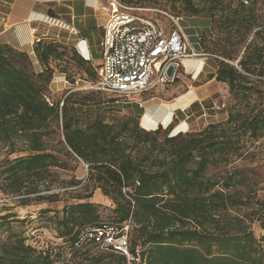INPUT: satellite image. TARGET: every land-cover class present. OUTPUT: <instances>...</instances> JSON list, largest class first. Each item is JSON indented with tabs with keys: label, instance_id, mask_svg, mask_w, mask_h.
<instances>
[{
	"label": "trees",
	"instance_id": "16d2710c",
	"mask_svg": "<svg viewBox=\"0 0 264 264\" xmlns=\"http://www.w3.org/2000/svg\"><path fill=\"white\" fill-rule=\"evenodd\" d=\"M259 1L223 6L221 0H211L204 10L193 0H172L192 18L208 20L210 28L214 24L217 44L243 49L235 65L224 49L209 76L227 87L234 102L226 119L198 132L170 136L161 127L146 131L135 114L106 121L100 114L112 108H95L114 101H92L93 94L105 95L96 91L81 102L72 101L68 92L62 106L49 105L45 92L53 74L50 64L62 61L66 46L35 41V71L29 54L0 45V193L17 198L21 206L55 203L63 193L75 194L77 202L55 211L49 220L56 237L77 252L86 240L95 243L98 231L125 235L132 258L108 252L71 264H264V235L257 239L251 229L252 206L259 202L257 184L249 170L235 166L264 141V19L258 21L256 15ZM121 3L148 6L141 0ZM71 51L79 63L92 66ZM84 114L96 116L86 120ZM66 160L87 166L88 178L80 188L92 184L112 202L109 223L102 221L95 204L85 202L91 194L72 190L79 182L60 180L57 171L66 169ZM10 217L0 216V232L6 234L0 239V264L60 261L13 234Z\"/></svg>",
	"mask_w": 264,
	"mask_h": 264
},
{
	"label": "rangeland",
	"instance_id": "374dc122",
	"mask_svg": "<svg viewBox=\"0 0 264 264\" xmlns=\"http://www.w3.org/2000/svg\"><path fill=\"white\" fill-rule=\"evenodd\" d=\"M18 1L23 4H29L30 6L33 5L34 13L40 14L37 17L41 20V23H39L40 27L35 36L39 37L41 34H46L47 38H50V40H46L47 42L55 41L61 45L64 44L67 48V54L62 61H55L50 64L53 69V74L45 92L46 99L52 104H58L59 107L68 92H72L71 94H73L72 101L81 102L86 100V94H91L92 92L88 88L95 82L93 66L94 64L97 66L100 65L101 48L99 44L102 39V31L93 28L89 35L94 64L91 66V64L79 63L76 59L77 57L73 56L71 49L80 53L79 44L81 42L76 41L77 37L64 24H58L59 21L55 20V9H45L46 7L53 8L55 5H60L64 2H61V0ZM95 1L106 7L103 11L107 15L108 0ZM118 1L121 2V0ZM235 1L221 0L223 6H227L228 3ZM193 2L196 6L204 8V10L208 9L211 4V0H193ZM141 3L148 5L143 8H153L154 6L158 7L159 10L168 12L170 15L181 17L182 20L179 22V27L182 29L189 47L196 52H202L208 55L207 57L187 60H194L196 62L203 60L206 62V65L202 73L197 75L198 70L194 71L193 67L185 68L181 63L182 67L179 68L177 76L172 83H168L164 87H158L150 92L136 95L129 100L107 94H93L90 97L92 101H114L112 104L100 106L95 109L112 108V110H104L100 114L106 121L129 117L133 114L138 115V124L141 129L154 131L158 127H161L162 130L169 129L170 136L178 133L198 132L208 124L224 121L227 117L228 110L233 106L234 102L231 100L225 85L216 83L215 80H213L211 85L205 84L209 79L207 73L217 67V62L222 59L221 54L224 49L233 57L229 62L232 65H235L242 57L243 49L239 48L236 50L235 47L232 49L228 45L225 47L224 45L217 44V30L214 24L210 28V22L208 20L197 18L198 16L192 18L191 15L184 11L180 4L173 5L172 0H141ZM10 5H12V0H0V30H3L6 24L12 21L9 14ZM255 11L258 21L263 20L264 0L256 4ZM148 17L167 25L166 19L161 15L154 14ZM199 17H202V15ZM221 36L223 37V33ZM22 46V50L27 49L24 44ZM29 56L33 61L34 70L39 71L38 64L34 62L31 55ZM86 68H90V73H84ZM190 92L196 94V97L199 98L197 102L191 105H189L190 102L185 97ZM91 110L94 109L91 108ZM95 116L96 114H84L83 118L91 120ZM147 116L151 117L153 121L148 126L143 122V118ZM250 151L251 155L243 154L240 159H237L235 166L238 170H249L248 175L257 184L256 200H259V202L252 206L254 208L255 221L252 223L251 229L254 236L259 239L264 234V141L255 144V147H251ZM3 154L4 151L0 150V158H2ZM11 158H14V156ZM85 167L87 166L80 161L66 160V169L64 171L58 170L57 173L60 176V180L64 182H68L71 179L79 182L77 187L72 188V190H76L86 184L88 175ZM92 187V184H88V189H78L79 195L91 194V198L85 200V202L95 204L101 214L102 221L109 223V219L111 218L110 211L113 209L112 202L103 196L99 189H93ZM74 196L76 195L63 193L59 197L58 202L55 203L31 202L28 206H21L18 204L17 198L6 197L0 193V216H11L9 221L11 222L12 233L23 238L25 244L31 246L36 251L49 252L53 257L60 260L57 264H62L63 262L71 264L78 262L85 256L91 257L110 252L106 249V242L94 243L90 239L83 242L82 246L80 245L81 248L79 251L73 252L64 241L56 237L53 225L49 220L55 211H60L68 204L76 203L77 200L73 199ZM44 210H48V214H43ZM239 214H242V212H239ZM126 231L124 229L125 233ZM5 236L6 234L4 232H0L1 240Z\"/></svg>",
	"mask_w": 264,
	"mask_h": 264
},
{
	"label": "built area",
	"instance_id": "2783aa9c",
	"mask_svg": "<svg viewBox=\"0 0 264 264\" xmlns=\"http://www.w3.org/2000/svg\"><path fill=\"white\" fill-rule=\"evenodd\" d=\"M107 19L102 27L100 65L93 66L97 81L88 89L129 100L172 83L181 63L187 59L207 57L189 47L179 27L181 17L158 8L129 6L108 0ZM161 15L167 25L149 18ZM73 35L77 33L70 30ZM175 66L172 81L165 77L167 68ZM46 102L50 105L49 100ZM62 106V102L60 104ZM96 242H106V249L128 261L132 260L125 235L97 232Z\"/></svg>",
	"mask_w": 264,
	"mask_h": 264
},
{
	"label": "crops",
	"instance_id": "0c3cea01",
	"mask_svg": "<svg viewBox=\"0 0 264 264\" xmlns=\"http://www.w3.org/2000/svg\"><path fill=\"white\" fill-rule=\"evenodd\" d=\"M61 2H64L65 4L61 3L60 5H55L53 8L46 7L45 9H55L54 15L56 16L55 20L59 21L58 24H64L69 31L72 29L77 33L74 36L77 37V42H81L79 44V51L81 55L94 64L91 54L89 35L91 34V30L93 28L102 31V27L107 19L106 12L103 11L106 7L95 0H61ZM9 14L12 21L9 22V24H6L3 30H0V45L10 46L17 51L26 52L33 57L31 51L33 43L39 40H50L49 37L47 38L46 34H41L39 37L35 36L40 27L39 23H41V20L37 17L40 14L34 13L33 5L30 6L29 4H23L18 0H12V5H10L9 8ZM23 44L27 49H21L23 48ZM192 61L194 60H184L182 62V66L185 68H191L199 63L200 68L197 75H200L206 65V62L203 60L197 63ZM94 66L96 65L94 64ZM215 71L216 68L207 74L211 76L215 73ZM213 80L214 79H208L205 84L211 85ZM185 97H187L188 102H190L189 105L197 102L199 99L196 97V94H192L191 92Z\"/></svg>",
	"mask_w": 264,
	"mask_h": 264
},
{
	"label": "water",
	"instance_id": "95a60500",
	"mask_svg": "<svg viewBox=\"0 0 264 264\" xmlns=\"http://www.w3.org/2000/svg\"><path fill=\"white\" fill-rule=\"evenodd\" d=\"M237 63V62H236ZM174 72H175V66L171 65L167 68L166 72H165V77L168 81H172L173 76H174ZM87 169V167H85Z\"/></svg>",
	"mask_w": 264,
	"mask_h": 264
},
{
	"label": "bare ground",
	"instance_id": "6f19581e",
	"mask_svg": "<svg viewBox=\"0 0 264 264\" xmlns=\"http://www.w3.org/2000/svg\"><path fill=\"white\" fill-rule=\"evenodd\" d=\"M193 62L197 63L196 61H193ZM186 63H187V62H186ZM193 64H194V63H193ZM193 68H194V71L199 70V68H200L199 63H198V65L196 64ZM166 117H167V116H166ZM165 119H166V118H165ZM143 120H144L143 122H144V124H145L146 126H148V125H150V124L153 123L151 117H149V116H147L146 118H143Z\"/></svg>",
	"mask_w": 264,
	"mask_h": 264
}]
</instances>
